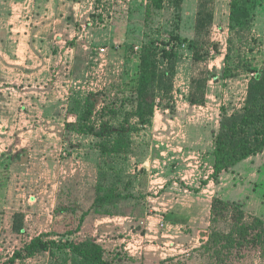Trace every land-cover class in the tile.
Instances as JSON below:
<instances>
[{
  "label": "rangeland",
  "instance_id": "1",
  "mask_svg": "<svg viewBox=\"0 0 264 264\" xmlns=\"http://www.w3.org/2000/svg\"><path fill=\"white\" fill-rule=\"evenodd\" d=\"M233 1L0 0V264L37 237L93 239L110 264H264V238L206 244L215 198L264 221V152L210 178L221 117L264 69V0H237L247 30ZM153 46L176 57L140 125L126 100ZM16 264L86 263L54 246Z\"/></svg>",
  "mask_w": 264,
  "mask_h": 264
},
{
  "label": "trees",
  "instance_id": "2",
  "mask_svg": "<svg viewBox=\"0 0 264 264\" xmlns=\"http://www.w3.org/2000/svg\"><path fill=\"white\" fill-rule=\"evenodd\" d=\"M231 17L234 27L248 29L250 24L249 9L243 7L237 0L231 3ZM204 24H198L201 31ZM232 49L230 48V53ZM228 54V59H230ZM173 53L162 50L159 47H151L141 57L139 77L133 82L131 102L139 124L142 125L154 114L158 95L168 93L170 77L172 74L163 69L164 61L174 63ZM247 66V71L252 74L247 91V98L241 110L232 114L224 113L220 120V130L215 141L214 173L210 178L219 181L223 173L230 172L245 160L264 152V69L254 70ZM172 83V81H171ZM195 103V101H192ZM117 115L116 105L109 108V114ZM110 119L101 121L99 126L101 133L126 132V126L117 127ZM80 131L83 127L79 125ZM97 128H91L96 132ZM99 133V136L101 135ZM102 136V135H101ZM245 212L240 203L224 201L220 198L213 200L211 209V225L206 233L208 242L216 246L222 244V248L228 246L242 251L245 247L258 246L264 238V221L252 218L251 224L244 222ZM250 222V221H249ZM58 246L69 249L76 258H80L86 264H110L104 258L105 249L95 240L88 239L82 243L72 241H46L43 237H37L23 249L15 254L4 264H16L17 261L33 258L43 252H48L52 247ZM241 254V253H240Z\"/></svg>",
  "mask_w": 264,
  "mask_h": 264
},
{
  "label": "built area",
  "instance_id": "3",
  "mask_svg": "<svg viewBox=\"0 0 264 264\" xmlns=\"http://www.w3.org/2000/svg\"><path fill=\"white\" fill-rule=\"evenodd\" d=\"M102 52L104 53L105 52V49H102Z\"/></svg>",
  "mask_w": 264,
  "mask_h": 264
}]
</instances>
